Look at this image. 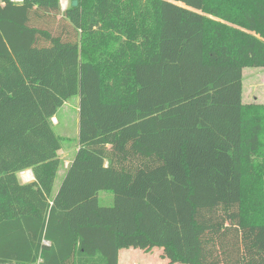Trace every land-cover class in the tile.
<instances>
[{
	"label": "trees",
	"instance_id": "trees-1",
	"mask_svg": "<svg viewBox=\"0 0 264 264\" xmlns=\"http://www.w3.org/2000/svg\"><path fill=\"white\" fill-rule=\"evenodd\" d=\"M246 66L264 67V0H0V264L155 248L264 264V103L242 99ZM76 95L54 191L52 118Z\"/></svg>",
	"mask_w": 264,
	"mask_h": 264
},
{
	"label": "rangeland",
	"instance_id": "rangeland-1",
	"mask_svg": "<svg viewBox=\"0 0 264 264\" xmlns=\"http://www.w3.org/2000/svg\"><path fill=\"white\" fill-rule=\"evenodd\" d=\"M242 99L245 103H264V67L246 66L244 68ZM79 103V95L73 96L58 111L57 117L60 124L55 126V131L58 135L63 136L64 148L60 152L62 165L55 179L54 191H57L65 175V159L68 158L70 161L73 159L79 144ZM68 151H70V155ZM19 176L21 179L20 174ZM113 202L114 196L111 191L100 193V203L102 205H112ZM161 254V249L158 248L149 253H144L140 249H123L120 252L121 264H168L169 261L162 259Z\"/></svg>",
	"mask_w": 264,
	"mask_h": 264
},
{
	"label": "crops",
	"instance_id": "crops-1",
	"mask_svg": "<svg viewBox=\"0 0 264 264\" xmlns=\"http://www.w3.org/2000/svg\"><path fill=\"white\" fill-rule=\"evenodd\" d=\"M65 104H66V103H65ZM65 104H64V105H65ZM64 105H63V106H64ZM58 111H59V110H58ZM57 115H58V112H57V114L52 118V121H53V124H54V128H55V126H57V125L60 124V121H59ZM61 137H63V136H61ZM63 148H64V145H63L62 149L59 151V155H60V152L63 150ZM77 149H78V147L76 148V151H77ZM68 154L70 155V151H68ZM70 162H71V161H70L68 158L65 159V166H66V168H67V166L69 165ZM30 170H31V169H30ZM30 170H25V171L20 172L21 179H22V181H23L24 183H26L27 181L30 182V181L32 180V179L27 180V179L25 178V174H24V173H27L28 171L32 174V172H31ZM23 172H24V173H23ZM23 175H24V178H23ZM119 264H121V256H120V263H119Z\"/></svg>",
	"mask_w": 264,
	"mask_h": 264
},
{
	"label": "built area",
	"instance_id": "built-area-1",
	"mask_svg": "<svg viewBox=\"0 0 264 264\" xmlns=\"http://www.w3.org/2000/svg\"><path fill=\"white\" fill-rule=\"evenodd\" d=\"M14 1H22V0H14ZM60 5H61V9L62 11L66 10L67 7L69 6V0H60ZM23 178H24V175H23ZM28 182V181H27Z\"/></svg>",
	"mask_w": 264,
	"mask_h": 264
},
{
	"label": "bare ground",
	"instance_id": "bare-ground-1",
	"mask_svg": "<svg viewBox=\"0 0 264 264\" xmlns=\"http://www.w3.org/2000/svg\"><path fill=\"white\" fill-rule=\"evenodd\" d=\"M30 170V169H29ZM24 173V172H23ZM25 174V178L27 179V180H30V179H32L33 178V175L28 171L27 173H24Z\"/></svg>",
	"mask_w": 264,
	"mask_h": 264
},
{
	"label": "water",
	"instance_id": "water-1",
	"mask_svg": "<svg viewBox=\"0 0 264 264\" xmlns=\"http://www.w3.org/2000/svg\"><path fill=\"white\" fill-rule=\"evenodd\" d=\"M74 4H76V2H74ZM31 172H32V170H30ZM32 175H33V172H32ZM32 180H34V175H33V178H32Z\"/></svg>",
	"mask_w": 264,
	"mask_h": 264
}]
</instances>
